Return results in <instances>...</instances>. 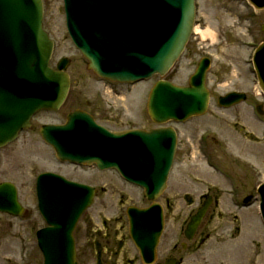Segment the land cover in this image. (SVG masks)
I'll return each mask as SVG.
<instances>
[{
	"label": "rangeland",
	"instance_id": "1",
	"mask_svg": "<svg viewBox=\"0 0 264 264\" xmlns=\"http://www.w3.org/2000/svg\"><path fill=\"white\" fill-rule=\"evenodd\" d=\"M42 1L43 29L54 42L50 65L55 67L60 58H68L71 84L67 100L56 113H39L28 131L0 150V180L17 183L19 202L25 210L17 219L1 220L0 264H42L35 241V232L43 225L35 196V179L40 173L53 172L96 189L92 206L78 223L81 251L89 253L88 248L112 244L130 248L123 210L126 205H148L141 190L113 171L58 162L40 140L38 130L42 124H62L66 114L75 109L89 112L98 124L113 132L156 128L147 116L146 101L158 78L134 84L97 78L68 39L62 0ZM195 3V27L208 31L211 38L193 33L164 79L186 86L198 61L208 57L211 65L206 84L211 100L204 116L167 124L178 138L166 188L157 199L164 213V229L156 264H164L168 258L181 259V264H264L258 200H252L249 207H239L245 197L257 198L256 189L264 183V98L251 65L255 48L264 42V18L245 0ZM231 91L244 92L247 100L230 110L219 109L217 98ZM257 105L263 106L262 115L255 111ZM199 141H204L205 147L199 146ZM204 194L214 200L195 236L187 242L183 230L203 203L200 197ZM231 195L237 197V206L232 204ZM105 231L111 234L99 241L98 235ZM81 238L88 248H82ZM87 262L93 264L94 256L89 255Z\"/></svg>",
	"mask_w": 264,
	"mask_h": 264
},
{
	"label": "water",
	"instance_id": "2",
	"mask_svg": "<svg viewBox=\"0 0 264 264\" xmlns=\"http://www.w3.org/2000/svg\"><path fill=\"white\" fill-rule=\"evenodd\" d=\"M264 9V0H248ZM66 28L74 45L88 60L89 69L114 82H139L172 68L190 37L194 21V0H63ZM53 43L42 30L41 0H0V148L13 142L30 126L40 110L59 109L69 89L65 70L68 61L49 68ZM258 85L264 94V43L253 57ZM209 61H200L188 87L160 80L152 88L147 113L157 125L183 122L202 115L209 92L205 73ZM245 100L230 93L218 99L222 107ZM258 112L261 114L260 108ZM41 139L53 148L60 161L115 169L126 181L155 200L166 187L176 147L172 128L149 132L132 130L111 134L84 112L74 111L64 125H44ZM38 210L48 225L37 233L43 264H76L72 233L90 207L92 187L44 173L37 178ZM260 214L264 223V184ZM249 201L246 200L245 202ZM208 207L206 202L191 217L184 232L191 240ZM0 211L21 214L13 187L0 186ZM129 235L145 264L155 260V248L162 231V211L153 204L146 210L128 209ZM166 264H178L169 260Z\"/></svg>",
	"mask_w": 264,
	"mask_h": 264
},
{
	"label": "flooded vegetation",
	"instance_id": "3",
	"mask_svg": "<svg viewBox=\"0 0 264 264\" xmlns=\"http://www.w3.org/2000/svg\"><path fill=\"white\" fill-rule=\"evenodd\" d=\"M259 14L263 15L264 18V11L260 12ZM88 114H90L88 112ZM91 115V114H90ZM92 116V115H91ZM93 117V116H92ZM2 161L0 157V162ZM1 172V167H0ZM1 175V174H0ZM5 217L2 213H0V231L2 225V218ZM78 229V227H77ZM75 231L74 240H75V249H76V261L77 264H90L87 262L88 256L93 255L95 262L93 264H142L139 261L137 251L134 247L126 248L121 246H101V247H93L88 248L84 245L85 241H82V248L87 247L89 253L85 250L81 251V246H79L80 238L79 232ZM111 233L109 231H105L103 234H99V241H102L105 237L109 236ZM113 236H116V232H112Z\"/></svg>",
	"mask_w": 264,
	"mask_h": 264
},
{
	"label": "bare ground",
	"instance_id": "4",
	"mask_svg": "<svg viewBox=\"0 0 264 264\" xmlns=\"http://www.w3.org/2000/svg\"><path fill=\"white\" fill-rule=\"evenodd\" d=\"M194 33H198L202 39L210 37L208 31H204L203 29H199L198 27L194 28Z\"/></svg>",
	"mask_w": 264,
	"mask_h": 264
}]
</instances>
